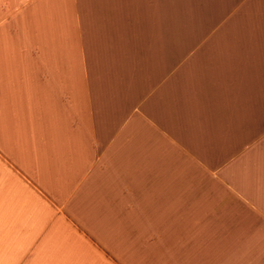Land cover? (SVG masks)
<instances>
[{
	"label": "crops",
	"instance_id": "crops-1",
	"mask_svg": "<svg viewBox=\"0 0 264 264\" xmlns=\"http://www.w3.org/2000/svg\"><path fill=\"white\" fill-rule=\"evenodd\" d=\"M0 264H264V0H0Z\"/></svg>",
	"mask_w": 264,
	"mask_h": 264
}]
</instances>
